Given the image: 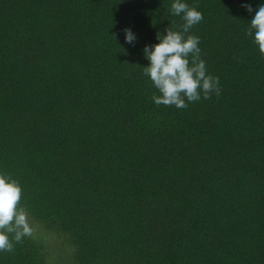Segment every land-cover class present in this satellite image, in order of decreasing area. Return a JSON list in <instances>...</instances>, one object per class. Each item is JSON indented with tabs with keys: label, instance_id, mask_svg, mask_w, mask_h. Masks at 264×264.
Returning a JSON list of instances; mask_svg holds the SVG:
<instances>
[{
	"label": "trees",
	"instance_id": "16d2710c",
	"mask_svg": "<svg viewBox=\"0 0 264 264\" xmlns=\"http://www.w3.org/2000/svg\"><path fill=\"white\" fill-rule=\"evenodd\" d=\"M186 2L221 89L182 110L142 69L183 24L171 0H0V172L33 226L0 264H264V56L246 35L264 0Z\"/></svg>",
	"mask_w": 264,
	"mask_h": 264
},
{
	"label": "clouds",
	"instance_id": "9594fccd",
	"mask_svg": "<svg viewBox=\"0 0 264 264\" xmlns=\"http://www.w3.org/2000/svg\"><path fill=\"white\" fill-rule=\"evenodd\" d=\"M252 12L250 4L244 5ZM170 13L183 21L178 30L172 24L166 34L157 33L158 43L145 45L143 54L149 61L142 67L155 91L152 102L187 110L202 102H211L219 96L221 82L208 75L207 64L202 60L200 37L191 34L193 26L203 21V13L186 0H171ZM125 42L133 44L137 35L125 28ZM246 35L252 37L259 53L264 56V3L255 11ZM23 189L11 175L0 172V252H13L15 244L33 233L30 210L21 203Z\"/></svg>",
	"mask_w": 264,
	"mask_h": 264
}]
</instances>
